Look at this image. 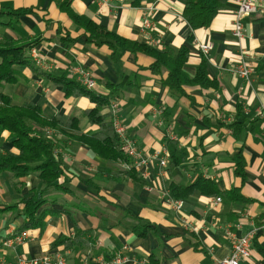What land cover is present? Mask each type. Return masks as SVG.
I'll return each instance as SVG.
<instances>
[{
    "label": "crops",
    "instance_id": "crops-1",
    "mask_svg": "<svg viewBox=\"0 0 264 264\" xmlns=\"http://www.w3.org/2000/svg\"><path fill=\"white\" fill-rule=\"evenodd\" d=\"M134 1L0 0V12H4L0 39L23 36L47 66L18 68L19 81L9 84L7 93L1 91L4 83L0 94L10 96L18 106L40 102L46 118L64 115L78 122L76 130L53 132L55 153L62 156L66 172L61 178L63 189L46 193L41 209L56 213L47 216L42 232L18 233L25 220L21 200L30 196L32 189H41L42 181L36 175L16 178L11 172L0 174V264H15L18 257L33 258L48 251H60L66 259L72 257L74 264L108 261L125 245L137 261L215 264L230 256L234 238L253 229L252 255L242 264H264V118L258 116L264 110V8L244 22L245 36L239 41L232 35L235 0L229 1L209 28L195 31L182 17L187 0L139 5ZM153 4L152 26L144 29V9ZM18 9L32 13L8 15ZM71 12L153 49L186 46L187 75L195 77L203 57L217 87H186V96H181L164 85L165 68L157 73L150 69L154 58L127 52L114 61L111 47L101 43L102 39L97 44L88 42V34L75 23ZM198 42L212 44L213 49L204 57ZM242 53L253 69L249 81L231 73ZM71 66H82L94 74L96 95L119 101L121 120L139 153L162 154L168 151L169 140L185 149L190 159L163 172L157 164L150 165L144 178L142 172L129 171L122 159H104L77 141L75 138L82 134L95 135L99 127L86 115L96 103L84 96H66L62 77ZM41 73L49 77L45 79ZM109 104L101 110L108 116L107 122ZM241 122L243 129L238 135L227 128ZM0 149V154L16 152L6 130L0 131ZM239 155L245 163L244 177L235 173ZM177 186H192L179 212L164 195ZM234 190L238 193H232ZM136 227L149 230L139 236L133 233ZM77 234V246L65 251L52 247L58 239ZM17 237L23 240L15 242ZM7 241L12 247L4 245Z\"/></svg>",
    "mask_w": 264,
    "mask_h": 264
},
{
    "label": "trees",
    "instance_id": "trees-1",
    "mask_svg": "<svg viewBox=\"0 0 264 264\" xmlns=\"http://www.w3.org/2000/svg\"><path fill=\"white\" fill-rule=\"evenodd\" d=\"M155 1L135 0L133 4L139 5L141 2ZM229 1L231 0H187L182 17L193 31L209 28L217 15L226 9ZM30 13H32L30 9H18L10 11L8 15L20 17ZM3 14L4 12L1 11L0 17ZM70 16L75 23L84 27L88 34V42L97 44L98 40L102 39L101 43L111 47L114 61L120 60L127 52L133 54L142 52L154 58L155 61L150 69L157 73L165 68L167 78L163 81L164 85L171 90H175L181 96H186V87H199L201 89L217 87L216 82L211 80L208 75L207 64L203 57L195 77L190 78L187 75L184 67L189 57V49L186 46L178 50L168 49L162 51L153 49L148 45L132 42L110 33L85 16H78L73 12L70 13ZM192 39L191 37L189 42ZM31 47L30 44H26L23 36L17 39H0V87L4 83L16 84L19 81L21 74L18 68L34 67L36 69V66L27 55V51ZM41 74L44 75L45 79L49 77L47 74ZM62 82L66 86V96H84L97 104V107L89 110L86 115L92 124L98 125V132L93 136L82 134L75 139L87 144L97 155L104 159L112 161L122 159L125 163H130V160L121 150L119 138L112 125L107 122L108 116L101 114V110L108 106L110 100L96 95L93 91L85 90L69 76L68 72L64 73ZM77 128L78 122L74 117L57 115L49 119L42 114L40 102L37 104L31 103L28 106H18L13 103L10 96L0 94V131L10 132V139L16 150V152L8 151L6 154H0V174L11 172L16 178H27L36 175L42 181L41 189H32L31 195L21 200L23 204L22 214L25 220L18 233L34 229H40L42 232L46 227L45 219L47 216L56 213L49 209H41L46 203L47 191L51 189L62 190L64 185L61 178L65 176L66 165L62 156L55 153L56 141L53 132L59 133L64 129L76 130ZM227 128L238 135L243 129V122L241 124H231ZM166 145L170 154L168 169L181 166L190 159L188 152L183 148H179L177 142L168 140ZM129 171H135V169L132 168ZM235 173L240 177L245 175V163L240 155L237 157ZM191 189L192 186H177L169 192L170 197L173 200H182L186 198L188 193L190 194ZM236 192L238 193V190H234L232 193ZM148 230L145 227H136L133 229V233L144 236ZM79 241V234L74 238L62 237L54 242L52 247H63V251H65L68 248L77 246Z\"/></svg>",
    "mask_w": 264,
    "mask_h": 264
},
{
    "label": "built area",
    "instance_id": "built-area-1",
    "mask_svg": "<svg viewBox=\"0 0 264 264\" xmlns=\"http://www.w3.org/2000/svg\"><path fill=\"white\" fill-rule=\"evenodd\" d=\"M98 3H106L108 0H94ZM237 4V9L234 15L233 21V29L232 35L237 40H242L245 36V24L244 22L260 13V11L264 8L261 0H235ZM156 10L155 5H151L144 9V17L142 20L143 28L149 29L151 28V19L153 12ZM198 51L202 56H206L212 49V44H197ZM29 57L36 67L46 69V63L44 62V58L39 54L36 48L30 50ZM69 76L75 80L82 88L87 91H93L97 87V82L95 80L94 74L83 68L82 66H71L68 69ZM231 73L235 75L237 78L249 81L250 77L253 73V69L249 64L248 60H246V56L242 53L240 57V62L236 68L231 70ZM109 112H110V124L113 127L114 132L119 138L121 144V150L126 155V157L130 160V163H127L125 167L127 169H135L139 172H142V176L147 178L148 172L147 169L150 165L157 164L161 171L163 172L168 168L170 154L168 151H164L162 154L155 153L150 155H142L139 153L135 147V142L128 138L126 127L124 126L121 117V107L119 101L117 99H113L109 104ZM258 116L264 118V110L259 111ZM1 152V149H0ZM166 198H168V202L171 204L172 208L179 212L183 208L182 200H173L170 197V193L168 191L164 192ZM221 201L220 198L216 199V203ZM264 228V220L263 225ZM256 234V230L253 229L249 231L247 234L240 238H234L233 248L229 257L217 260L215 264H242L245 259H248L252 255V243ZM23 239L21 237H17L14 239L15 242H21ZM7 247H12L11 241H7L4 243ZM130 248L128 245L122 247V250L115 254V256L108 261L101 259L100 261H96L94 263H84V264H152L148 259L142 260H134L132 256H130ZM15 264H69L66 257L60 251H48L44 254L29 258V257H18Z\"/></svg>",
    "mask_w": 264,
    "mask_h": 264
},
{
    "label": "rangeland",
    "instance_id": "rangeland-1",
    "mask_svg": "<svg viewBox=\"0 0 264 264\" xmlns=\"http://www.w3.org/2000/svg\"><path fill=\"white\" fill-rule=\"evenodd\" d=\"M9 87H11V85H9V84H4L3 86H2V90L1 91H5V93H7V91H8V88ZM6 174H8V173H6ZM6 176H8V175H6ZM3 179V177H1V180ZM67 261H69V264H74L73 262H74V260H73V258L72 257H67Z\"/></svg>",
    "mask_w": 264,
    "mask_h": 264
}]
</instances>
